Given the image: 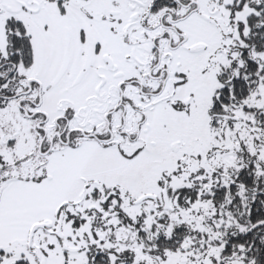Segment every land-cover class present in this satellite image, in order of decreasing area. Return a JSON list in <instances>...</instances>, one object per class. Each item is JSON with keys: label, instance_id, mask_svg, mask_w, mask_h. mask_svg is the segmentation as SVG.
Wrapping results in <instances>:
<instances>
[{"label": "snow or ice", "instance_id": "obj_1", "mask_svg": "<svg viewBox=\"0 0 264 264\" xmlns=\"http://www.w3.org/2000/svg\"><path fill=\"white\" fill-rule=\"evenodd\" d=\"M0 264H264V0H0Z\"/></svg>", "mask_w": 264, "mask_h": 264}]
</instances>
